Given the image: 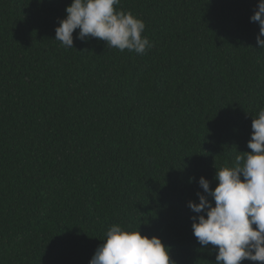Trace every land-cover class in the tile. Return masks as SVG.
<instances>
[{"label":"trees","instance_id":"1","mask_svg":"<svg viewBox=\"0 0 264 264\" xmlns=\"http://www.w3.org/2000/svg\"><path fill=\"white\" fill-rule=\"evenodd\" d=\"M258 2L120 0L152 45L137 54L55 40L72 0H0V264H89L113 225L215 264L188 202L251 151Z\"/></svg>","mask_w":264,"mask_h":264},{"label":"clouds","instance_id":"2","mask_svg":"<svg viewBox=\"0 0 264 264\" xmlns=\"http://www.w3.org/2000/svg\"><path fill=\"white\" fill-rule=\"evenodd\" d=\"M119 2L72 0L65 9L66 17L58 18L55 40L72 49L73 32L79 29L76 39L81 41L98 38L108 48L146 53L152 45L142 36L145 23L131 12L115 10ZM250 20L259 24L256 41L264 49V0H259ZM251 128L247 144L251 151L237 156L233 167L216 170L214 179L218 184L214 189L201 176L198 184L203 193L196 194L199 202H188L198 214L192 218L193 235L201 246L216 247L215 264L264 262V108L253 117ZM102 240L89 264H174L169 246L159 237L142 236L139 230L113 225Z\"/></svg>","mask_w":264,"mask_h":264}]
</instances>
